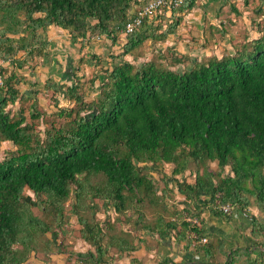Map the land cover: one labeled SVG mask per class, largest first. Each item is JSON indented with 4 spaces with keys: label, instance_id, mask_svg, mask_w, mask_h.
Segmentation results:
<instances>
[{
    "label": "trees",
    "instance_id": "1",
    "mask_svg": "<svg viewBox=\"0 0 264 264\" xmlns=\"http://www.w3.org/2000/svg\"><path fill=\"white\" fill-rule=\"evenodd\" d=\"M151 1L0 0V146L15 148L0 157V264H23L32 253H68L101 264L111 250H138L145 239L137 229L156 234L160 243H183L180 262L160 257L154 264H264V33L221 58L192 62L167 48L137 66L123 58L149 41L164 43L196 6L184 0L123 35L136 9ZM51 28L79 43L80 53L94 39L108 40L117 53L105 69L99 56L80 55L78 64L101 68L102 76L88 81L91 87L99 81L92 101L84 99V73L62 85L45 80L44 90L63 94L73 106L60 108L55 100L54 120L40 131L36 121L46 113L34 101L30 122L8 106L30 98L20 91L26 78L17 72L45 56ZM190 60L192 68L173 70ZM164 165L171 169L161 189L146 169ZM187 172L193 181L179 184L177 177ZM172 182L186 195L181 212L165 203ZM218 194L249 221L248 246L227 249L225 241L208 236L198 217L202 210L232 221L213 207ZM146 208L156 212V221H147ZM102 211H113L114 220L94 221ZM167 213L172 219L164 220ZM71 215L93 251L73 253L54 240L66 236ZM123 225H134V236Z\"/></svg>",
    "mask_w": 264,
    "mask_h": 264
},
{
    "label": "rangeland",
    "instance_id": "2",
    "mask_svg": "<svg viewBox=\"0 0 264 264\" xmlns=\"http://www.w3.org/2000/svg\"><path fill=\"white\" fill-rule=\"evenodd\" d=\"M261 0H230L228 1L224 7L220 10V15L222 16V26H225V31L227 33L226 37L220 35L221 37L225 39V41H222L221 43L215 44V46L205 45L203 42H198V48H192L189 49L188 47L185 48V44L183 42H176L173 40H176L174 38L167 39L164 43H160L159 45L155 46V50L157 51H164L170 46L176 47L177 50L184 52L188 54L187 57L190 59H199L206 61L210 57H223L226 54H232V48L245 41L246 38L252 40L253 38L256 39L257 37H260L264 33V5L261 6ZM240 11V17H234L232 15L233 10ZM233 17H232V16ZM234 19V20H232ZM207 30V29H206ZM210 30V29H209ZM207 30V32L209 31ZM206 32V33H207ZM256 32L259 34L257 35ZM214 32H208L206 35L208 37H214L212 35ZM205 34V33H204ZM47 37L50 40V44L48 47V51L45 54L44 57L40 58L39 60L31 63V67H24L20 74L23 75L26 78V83L22 84L20 86V91L23 94H29L30 98H26L25 100H20L16 102L12 106H8V109L12 114L18 113L19 110L23 111V116L26 119L27 122H30L29 118V106L34 101L36 103V109L40 111L41 113H46L44 117L39 119V121H36L38 123V129L42 131L45 126L48 125V122L53 121L54 118H52L53 113L55 111V105L54 101H58V107L60 108H66V107H72L73 103L69 102L61 93L53 94L50 90H44L43 84L45 80L52 79L56 83L62 85L64 82H67V78H71L74 74L84 73V78H82V90L84 99L86 101H92L98 96V87H99V81L96 80L94 82V86H90L88 84L89 79L92 76L98 75L102 76L101 68H94V67H88L86 65H80L78 64V59L80 55H84L86 57L90 54H95L101 58L102 61V69H105L106 67H109V59L108 56L110 54H116L117 53V47H112L111 43L106 39H94L92 40L80 53L79 43H73L71 42L67 36L64 35V33L61 32L60 29L57 28H51L47 32ZM184 35V34H183ZM183 35H180V39H185ZM124 36L120 37V41ZM215 40V37H214ZM217 40V38H216ZM202 41V40H201ZM202 45V47L200 46ZM205 45V46H203ZM152 45H148V43L140 48L138 51H136L131 56H125L123 59L134 62V65H141L142 63H145L146 61L152 60L155 57V50L151 49ZM200 46V47H199ZM232 47L229 49H226L227 47ZM137 57L138 59L136 61H133V57ZM193 62V61H192ZM192 62L191 60L187 63L177 65L173 68V70L182 73L190 68H192ZM79 70L77 71L76 69ZM19 73V72H17ZM70 80V79H69ZM69 83V82H67ZM32 85H34L32 87ZM28 99V100H27ZM46 122V123H45ZM15 150V148L7 142H3L0 146V157H3L4 153L6 151H12ZM140 167V166H139ZM210 169L217 172V166L216 163H211L209 165ZM171 166L170 165H164L162 167H155L154 171H150L146 169L147 172H151V176L156 181H159V187L163 189V183L161 181L162 175H167L170 173ZM143 170V169H141ZM178 183L182 184L185 183H191L193 181V175L187 172L184 177H177ZM177 182H172L170 184V189L173 190L172 193H167L168 198H170L168 201L171 202L170 205L174 206L179 203H184L186 201L185 194L181 191ZM30 199L36 200L34 195L27 191L25 193ZM69 204V201L66 203V206ZM254 212L255 210L252 209ZM33 211L37 215H41V210L38 208V206L33 207ZM145 216L147 221H150L153 218V212L146 208L144 210ZM86 217L89 219L90 215L88 217V214H86ZM113 221L115 218L114 212L109 213H103L99 212L94 215L93 219L96 222H99L100 224H104L108 220ZM243 217V216H241ZM67 228H66V236L62 239V237L59 239H54L55 241H61L63 246H66L68 250L72 251L73 253H84L88 249L87 244L82 241V239L79 237V224L77 221V218L74 215H71L67 220ZM125 233H128L132 226L130 225H123ZM233 227H230L229 230H227L226 234L228 235L229 239H233L235 235H245L246 230H243V232H240L239 230L235 229L233 230ZM237 230V231H236ZM130 235L132 233H129ZM240 242H245V240L239 239ZM238 243V242H237ZM65 256L70 261L71 259L74 260V264H79L81 261L75 256V255H69L68 253H65Z\"/></svg>",
    "mask_w": 264,
    "mask_h": 264
},
{
    "label": "crops",
    "instance_id": "3",
    "mask_svg": "<svg viewBox=\"0 0 264 264\" xmlns=\"http://www.w3.org/2000/svg\"><path fill=\"white\" fill-rule=\"evenodd\" d=\"M228 1L230 0H196L195 8H193L190 12L186 13L182 17V20L175 34L172 35V38L175 37L174 39H176L173 41H176L178 43L183 42L185 44L184 45L185 48L188 47L189 49L198 48V42H203L205 45L208 44L210 46L213 45L215 46V44L225 41V39L219 38L221 37L220 35H222V37L223 36L226 37L227 35L226 31L224 30L225 26H222L223 25L222 22H224V20H222V16L219 13L220 10L224 7V5ZM260 3L261 6H263L264 0H261ZM239 12L233 10L232 15L234 17L235 16L240 17ZM166 16L168 17L169 14H167ZM206 29L207 30L210 29L208 31L209 33L214 32L212 33V35L215 37V40L214 37L209 38L208 35H206L208 33ZM256 34L258 35L259 33L256 32ZM180 35H183V37L185 38L183 39V41L182 39H180L179 37ZM170 38L171 37H169L168 39ZM48 41L50 42L49 38ZM147 43L148 45L149 44L152 45L151 46L152 50H155V46L160 44V43L152 44L150 41ZM200 46L202 47L201 44ZM169 48L174 49L175 51H177L178 53L184 56H188V54L177 50L176 47L174 46H170ZM230 48L232 47L229 46L226 49H229L230 51L231 50ZM164 51L155 50L156 53H162ZM191 60L196 61L193 58ZM165 203H168V207H172L179 212H181L183 208H185V203L176 204L175 207L170 205L171 202L168 200H166ZM102 212L109 213L113 211H108V212L102 211ZM163 216H164V220L172 219V217L170 218L168 213L164 214ZM155 217H156V212H153V218L150 221H154V220L156 221ZM198 217L204 222V228L208 236L217 237L225 241L227 249H231L233 247H246L251 242H253V240L250 238L249 235V221H247L246 217L242 215L240 212H237L232 215V221L230 223H224L222 220L214 217L208 210H202L198 214ZM131 226L132 228L130 229V231L134 230L135 228L134 225ZM230 227H233L234 228L233 230L237 229L240 232L246 230V234L242 236L238 233V235H235L233 239H229L228 235L226 234L227 233L226 231L229 230ZM130 231H128V233H131ZM136 234L139 237L145 239V243L142 244L138 250L130 254L119 253L116 252L115 250H111L104 257L103 262L101 264H154L155 261L160 257H169L172 258L176 263L180 262L181 256L183 254L181 251V247L183 243L181 245H177L173 241L160 243V240L158 239L156 234H146L139 229L136 230ZM132 236H134V232H132ZM240 238L241 240H245V242L242 241L240 242L239 240ZM84 243L87 244L85 241ZM87 246H88L87 250L93 251V248L90 245L87 244ZM73 262L74 260L71 259L69 261L68 258L65 256V254L52 253L47 257H45L43 254L32 253L23 264H74Z\"/></svg>",
    "mask_w": 264,
    "mask_h": 264
},
{
    "label": "built area",
    "instance_id": "4",
    "mask_svg": "<svg viewBox=\"0 0 264 264\" xmlns=\"http://www.w3.org/2000/svg\"><path fill=\"white\" fill-rule=\"evenodd\" d=\"M184 0H153L148 4L136 9L135 14L131 20L125 25L124 34L127 35L132 33L134 30L140 27L143 20L156 18L159 15H165L171 9L177 8ZM1 84V81H0ZM218 211L225 215H233L236 212L233 210L232 206L228 203H222L220 201V195H216V200L214 206ZM242 214V213H241ZM243 215V214H242ZM184 220L198 225V219L184 215ZM205 243V239L200 240ZM79 264H89L80 262Z\"/></svg>",
    "mask_w": 264,
    "mask_h": 264
}]
</instances>
